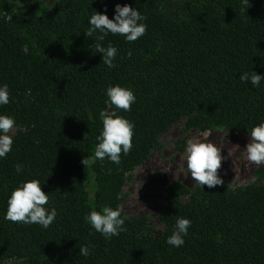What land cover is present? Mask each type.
<instances>
[{
    "label": "trees",
    "instance_id": "1",
    "mask_svg": "<svg viewBox=\"0 0 264 264\" xmlns=\"http://www.w3.org/2000/svg\"><path fill=\"white\" fill-rule=\"evenodd\" d=\"M119 4L146 17V33L134 42L99 31L87 37L94 12L115 15ZM0 0V86L9 103L0 115L16 121L12 150L0 158V264H264V165L255 183L190 188L167 185V200L155 234L147 217H127L126 231L106 239L85 217L103 207L119 208L133 168L159 146L174 123L199 131L250 134L264 122V0ZM94 42L117 49L108 68ZM131 51V57L128 52ZM136 97L124 112L106 101L111 86ZM134 125L132 149L121 163L81 161L94 155L102 131L100 112ZM84 137V138H83ZM23 165L22 172L15 165ZM221 178V177H220ZM38 179L57 211L47 229L5 219L11 192ZM222 179V178H221ZM223 180V179H222ZM93 184L90 197L88 187ZM191 220L181 247L166 243L176 220ZM88 246L90 255H79Z\"/></svg>",
    "mask_w": 264,
    "mask_h": 264
},
{
    "label": "clouds",
    "instance_id": "2",
    "mask_svg": "<svg viewBox=\"0 0 264 264\" xmlns=\"http://www.w3.org/2000/svg\"><path fill=\"white\" fill-rule=\"evenodd\" d=\"M18 6L20 0H16ZM245 10L250 6L249 0H241ZM146 17L125 4L115 7V15L113 19H109L107 15L94 12L89 19L90 28L85 33L87 37H91L94 32L102 33L96 40L103 41L109 33L113 35H121L126 41L131 43L141 38L147 30V26L141 21ZM95 52L102 54V61L108 68L115 67L113 61L116 58L117 49L109 44L106 48L99 42H94ZM131 51L128 56L131 57ZM239 79L242 82L250 81L252 86H259L264 76L255 72L244 73ZM108 103L117 110L124 112L130 111L131 106L136 101V97L131 89L117 86H111L106 89ZM9 91L7 85L0 86V105L9 103ZM102 131L97 140L94 155L84 158L81 163L84 167H90L97 160L103 161L109 159L114 164L121 163V154L127 155L131 151L132 138L134 135V125L126 118L117 115L116 111L111 113L101 111ZM16 128L14 118L7 115H0V158L12 150V135ZM210 133L203 134L204 140ZM84 138V137H83ZM247 160L257 166L264 165V122L254 126L250 132V141L246 145ZM186 166L190 172L191 178L198 185L214 188L222 186L223 180L218 175L222 166L221 149L213 143L204 142L198 138H190L186 142L185 147ZM231 156V153L228 152ZM16 172L23 171V165H15ZM259 177H253L250 183H255ZM248 183V182H246ZM49 202V196L42 191L41 183L38 179H32L22 182L20 186L15 188L7 201V212L5 219L12 223L39 224L47 229L56 220L57 211L52 208L51 211L46 209L45 205ZM121 209H113L111 207H103L101 211L92 210L85 217V221L98 233L102 234L106 239L118 236L121 232L126 231L123 227L127 217L121 218ZM191 226V220L187 218H178L176 220V230L167 238L166 243L173 247H181L184 244V237L188 234ZM79 255L88 257L90 250L88 246L79 248Z\"/></svg>",
    "mask_w": 264,
    "mask_h": 264
},
{
    "label": "rangeland",
    "instance_id": "3",
    "mask_svg": "<svg viewBox=\"0 0 264 264\" xmlns=\"http://www.w3.org/2000/svg\"><path fill=\"white\" fill-rule=\"evenodd\" d=\"M11 1L16 7H21L16 0ZM40 1L47 7L55 2ZM24 3L25 0H20L21 5ZM186 121V118L180 119L160 135L159 146L150 152L145 161L133 168L132 178L126 179L122 188L119 208L130 217H147L155 234H160L164 228L157 213L158 208L167 200V185L172 181H179L190 188L198 186L186 166L185 147L188 139L195 137L221 149L224 159L218 175L231 187L250 183L258 167L247 160L245 148L250 141V134L223 129L202 132L187 127ZM15 132L16 128L14 134ZM205 132L210 133L206 140L203 137ZM262 183L264 184V180ZM88 191L92 197V183Z\"/></svg>",
    "mask_w": 264,
    "mask_h": 264
}]
</instances>
